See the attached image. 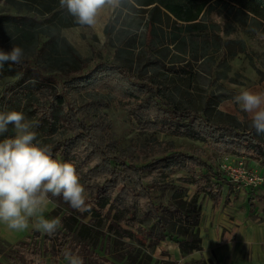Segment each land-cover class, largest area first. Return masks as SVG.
<instances>
[{
	"label": "trees",
	"instance_id": "obj_1",
	"mask_svg": "<svg viewBox=\"0 0 264 264\" xmlns=\"http://www.w3.org/2000/svg\"><path fill=\"white\" fill-rule=\"evenodd\" d=\"M193 1L118 0L116 10L119 15L123 10H147L144 42L148 51L163 53L168 44H174L180 51L189 46L193 54L199 42L197 36L208 27L206 23L191 22V10L186 24L172 26L167 41L160 40L164 41L163 25H169L170 13L179 16L182 7ZM229 1L243 16L238 21L245 24L246 19L253 20L260 32L257 40L264 46V0ZM12 7L15 13L24 11L33 17L21 24L7 22L0 15V28L7 34L6 42H11L5 46L0 41V49L10 51L19 46L25 53L21 64L5 62L0 67V111L7 112L10 105L19 104L38 140L52 149L54 158L75 165L86 188L90 211L71 208L62 196L50 197L55 204L50 219L61 222L56 233L49 236L33 229L14 244L0 238V264H65L62 261L69 253L79 257L82 264H149L127 240L154 246L171 239L173 231L183 237L179 240L183 255L201 252L196 229L200 219L197 199L201 193L213 204L219 202L228 180L223 171L204 160L199 149L156 150L149 155L140 147L115 153L117 141L105 115H94L93 110L102 105L95 96L115 98L143 129L186 136L202 141L216 153L246 156L262 166L264 134H257L248 119L242 124L236 116L222 112L210 119L194 109L171 104L165 94L166 84L156 74L137 77L126 65L103 61L90 65L88 58L79 55L62 35L65 28L79 25L60 7L59 0H13ZM181 31L189 38L180 36ZM158 42L165 46L159 48ZM206 43L202 41L201 57L208 56ZM238 50L248 54L242 41L238 42ZM259 57L264 64V52ZM152 62L162 63L158 56ZM178 171L185 172L179 180L194 187L192 197L184 200L186 187L180 185L167 204L155 203L152 190L175 187L168 178ZM139 211L154 219L158 229L142 226ZM104 236L102 255L96 249ZM206 262L201 258L184 264Z\"/></svg>",
	"mask_w": 264,
	"mask_h": 264
},
{
	"label": "rangeland",
	"instance_id": "obj_2",
	"mask_svg": "<svg viewBox=\"0 0 264 264\" xmlns=\"http://www.w3.org/2000/svg\"><path fill=\"white\" fill-rule=\"evenodd\" d=\"M12 3L13 0L0 1V15L8 17L7 22L25 24L33 17V14L24 11L15 13ZM117 6L118 0H115L113 4L105 7L95 29L77 26L65 28L62 31L64 38L70 42L79 55L88 58L90 65L96 61H103L126 65L137 77L156 74L165 82V94L171 104L194 109L208 115L210 119L217 118L218 112L229 113L236 116L238 120L241 117L248 119L247 114L243 113L240 106L236 104L234 97L244 89L264 92V64L261 63L259 57L260 53L264 52V46L257 40L260 32L256 29L253 20L246 19L245 24L238 21L239 17L243 18L242 15L238 14V6H234L229 0H208V2L194 0L182 7L184 11L182 10L179 16L170 13L169 25H163L164 41L162 38L160 39L164 43L167 41L168 32L172 26L179 27L181 24L187 23L186 18L189 10L192 11L191 15L194 18L191 22L198 21L207 24L208 28L197 36L199 42L193 54L189 46L180 51L175 48L174 44H168L167 48L162 51L163 53L148 51L144 42L146 21L149 17L147 10H137V12L123 10L119 15L116 10ZM6 36V32L0 28V41L4 42L5 46H9L11 42H6ZM180 36L189 38L188 34L182 31ZM203 40L207 41V48L205 49L208 52L207 57L200 55L203 53ZM240 41L244 43L248 52L247 55L238 50V42ZM158 44L159 48L165 46L160 45V42ZM230 52L236 53L234 56H230ZM156 56L162 62L160 65L152 62ZM95 97L100 99L102 105H97L93 110L94 115H105L107 123L110 125L109 130L117 141L115 153L132 152L140 149V147H143L149 155L154 154L156 150L193 152L199 149L202 151V158L210 165L222 170L225 177L227 174L231 175V170L223 167V156H229L230 164L234 169L238 167L237 163L239 162H242L247 169L252 166L251 160L246 156L238 157L230 153H216L202 141H194L186 136L143 129L136 124L129 111L124 110L121 103L115 98L98 95ZM8 110L20 111V105H10ZM12 132H14L13 127L9 125L6 136L11 135ZM232 173L237 175L235 171ZM184 174L185 172L178 171L168 178V180H173L175 187L163 191L160 189L152 190L154 202L167 204L173 198L176 187L180 185L186 187V195L183 199L189 200L193 195L194 187L187 183L183 184L179 180ZM228 185L233 188L230 190L233 196L232 201L222 202L214 208L207 195L200 193L197 199L200 219L196 229L199 237H201V246L203 240L209 238L208 236L215 230L219 237L220 234L233 230L234 228L226 227L229 221L242 223L244 219L240 213L243 211L246 215L245 219H249L252 223L257 224L264 220V213L257 216L251 213L247 201V194H250L251 200H254L252 196L256 192L264 193L262 192L264 184L243 189L241 183L232 182L228 179L220 192L222 197H225ZM242 190L246 196L240 195ZM54 207L55 204L53 203V207L46 210L45 218L50 219L49 212ZM255 207H257L256 204ZM137 216L142 219V226L154 230L158 229L154 219L144 216L140 211ZM104 230V234L107 235L106 229ZM105 236L96 249L98 254L103 255ZM181 239L183 237L173 231L171 239L165 238L154 246L142 245L133 239L127 241L136 248V253L139 254L140 258L143 257L150 261L149 264H184L187 261L199 259L203 255L202 251H193L183 255L179 248V240ZM66 260L68 259H64L62 263L68 264V261L65 262ZM207 261L206 264H225L218 261L214 263L213 260Z\"/></svg>",
	"mask_w": 264,
	"mask_h": 264
},
{
	"label": "clouds",
	"instance_id": "obj_3",
	"mask_svg": "<svg viewBox=\"0 0 264 264\" xmlns=\"http://www.w3.org/2000/svg\"><path fill=\"white\" fill-rule=\"evenodd\" d=\"M115 0H59V5L81 27L95 29L102 11ZM103 43V41H101ZM24 49L13 46L10 51L0 49V67L5 62L21 64ZM236 104L247 114L251 127L264 134V92L249 89L234 97ZM219 108V106H218ZM244 123V118H240ZM13 127L14 135L4 136ZM21 111H0V222L9 229L25 231L30 220L33 227L44 234L56 233L59 219L44 216L50 197H61L71 208L90 211L86 203V188L80 182L72 162L53 156L52 149L37 139V133ZM68 264H82V260L66 254Z\"/></svg>",
	"mask_w": 264,
	"mask_h": 264
},
{
	"label": "crops",
	"instance_id": "obj_4",
	"mask_svg": "<svg viewBox=\"0 0 264 264\" xmlns=\"http://www.w3.org/2000/svg\"><path fill=\"white\" fill-rule=\"evenodd\" d=\"M5 1V0H0ZM6 17V16H5ZM8 17H6L7 21ZM14 132L11 133L12 136ZM3 139V138H0ZM252 166L256 165V162L251 161ZM231 186L228 185L226 189L225 197L220 196L218 203L213 204L215 208L222 202L232 201L233 196L231 193ZM264 192V189H262ZM240 195H245L246 193L242 190ZM248 206L251 213H254V216L261 215L264 212V193H258L252 197L254 200H251L250 194H247ZM255 204L257 207H255ZM53 207V202L48 205V210ZM257 211V212H256ZM236 212V211H235ZM242 216V223L236 221H229L227 223L228 228L231 229L229 232L220 234V237L217 235L216 230L210 234L208 237L203 240V245L201 251L203 255L201 258L205 260H213V262H224L225 264H264V220L260 223H252L249 219H245V212L240 213ZM237 224V225H235ZM33 221L30 220L29 228L25 231H16L9 229L7 225L0 222V238L4 239L6 242L14 244L15 242L23 239L28 236V233L33 230ZM233 232V235H231ZM193 259V260H199Z\"/></svg>",
	"mask_w": 264,
	"mask_h": 264
},
{
	"label": "built area",
	"instance_id": "obj_5",
	"mask_svg": "<svg viewBox=\"0 0 264 264\" xmlns=\"http://www.w3.org/2000/svg\"><path fill=\"white\" fill-rule=\"evenodd\" d=\"M223 167L225 169L231 170V175H228L225 177L226 179L241 183V188L246 189V187H256L258 185L264 184V166L259 164L256 161V165L251 166V168L247 169L242 162L237 163V168H232V165L230 164L231 161L229 160V156H223ZM237 172V175H233L232 172ZM230 173V172H228ZM240 187V186H238Z\"/></svg>",
	"mask_w": 264,
	"mask_h": 264
}]
</instances>
